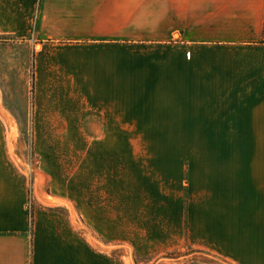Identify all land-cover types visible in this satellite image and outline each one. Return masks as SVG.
<instances>
[{
	"label": "crops",
	"instance_id": "0c3cea01",
	"mask_svg": "<svg viewBox=\"0 0 264 264\" xmlns=\"http://www.w3.org/2000/svg\"><path fill=\"white\" fill-rule=\"evenodd\" d=\"M1 34L38 35L37 124L84 125L87 145L29 231L0 134V264H163L184 247L264 264V186L231 144L264 141V0H0Z\"/></svg>",
	"mask_w": 264,
	"mask_h": 264
},
{
	"label": "rangeland",
	"instance_id": "374dc122",
	"mask_svg": "<svg viewBox=\"0 0 264 264\" xmlns=\"http://www.w3.org/2000/svg\"><path fill=\"white\" fill-rule=\"evenodd\" d=\"M177 36L178 34H176ZM39 47L37 34H35V37L32 35L22 37L17 34L0 35V134L7 136L10 155L27 181L29 189V231L37 206L35 203L37 197L44 196L45 190L50 192V187L53 186L54 188L57 185L55 176L62 180L63 187L66 186V181L69 180L71 173L79 166V161L85 159L84 151L87 145L85 141L75 140L79 135L84 136L86 133L84 125L37 124L35 112V55ZM47 135H61L65 140L45 141ZM161 144L167 143L127 142L126 148L127 151L146 150L150 148V145L154 149L159 148ZM168 144L175 151L181 149V143ZM231 144H233V150L243 153V160H254V167L251 166V171L247 169L246 171L254 172L256 181H261L264 186V141L233 142ZM228 147L224 145V148ZM59 154L63 156L61 175L58 172L56 174L44 173L43 161L50 160L49 156ZM48 170L50 172L60 171V169H53L52 165L48 166ZM79 184L81 186L79 185L78 193L84 197L85 187L82 186L84 183L80 181ZM39 185L42 187L41 191H39ZM59 190H61L60 187ZM63 192L65 191L63 190ZM159 258H163V264H227L225 259L218 255L192 247L174 249L156 259ZM132 259L134 261L152 260V258L131 255L128 252L127 261L132 264Z\"/></svg>",
	"mask_w": 264,
	"mask_h": 264
}]
</instances>
